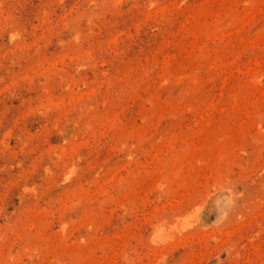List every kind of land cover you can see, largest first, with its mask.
<instances>
[{"label": "rangeland", "instance_id": "1", "mask_svg": "<svg viewBox=\"0 0 264 264\" xmlns=\"http://www.w3.org/2000/svg\"><path fill=\"white\" fill-rule=\"evenodd\" d=\"M0 264H264V0H0Z\"/></svg>", "mask_w": 264, "mask_h": 264}]
</instances>
